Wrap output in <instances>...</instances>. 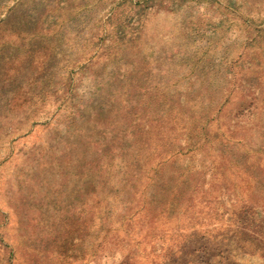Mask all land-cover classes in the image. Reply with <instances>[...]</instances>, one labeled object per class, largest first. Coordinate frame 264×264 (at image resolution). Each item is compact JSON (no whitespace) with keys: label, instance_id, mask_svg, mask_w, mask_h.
Returning a JSON list of instances; mask_svg holds the SVG:
<instances>
[{"label":"rangeland","instance_id":"374dc122","mask_svg":"<svg viewBox=\"0 0 264 264\" xmlns=\"http://www.w3.org/2000/svg\"><path fill=\"white\" fill-rule=\"evenodd\" d=\"M77 142L111 225L25 243L18 167ZM0 264H264V0H0Z\"/></svg>","mask_w":264,"mask_h":264},{"label":"crops","instance_id":"0c3cea01","mask_svg":"<svg viewBox=\"0 0 264 264\" xmlns=\"http://www.w3.org/2000/svg\"><path fill=\"white\" fill-rule=\"evenodd\" d=\"M68 146L70 147L56 152L54 145L49 144L42 149L44 155L41 162L35 160L32 165L18 167L30 173L29 179L26 180L29 190L20 189L21 186L25 188V181L21 182L19 179L15 182V191L13 183L9 187V196L14 205L11 210L15 211L16 218L19 219L17 226L19 231L21 227V236L25 243H36L37 241V238H33L31 230L32 226H37L36 219L44 220L45 226H50L49 220H52L55 222L52 223L53 226L69 227L72 230L80 226V219L86 218L92 221V226L96 231L99 213L104 217L102 226L111 225L105 220L107 213L108 216L111 214L110 205L109 209L104 208L101 211V206L97 204L96 147L94 146L93 149L94 165L91 170L90 166L82 160L86 156H84V150L80 149L79 142ZM39 150L34 149L31 155L38 156L37 151ZM111 191L112 182L109 184L108 194H111ZM105 193L107 194L106 190ZM108 202L111 204L110 196ZM80 237L82 236L79 231L72 230L69 233L66 232L64 237H53L47 241L72 244Z\"/></svg>","mask_w":264,"mask_h":264},{"label":"trees","instance_id":"16d2710c","mask_svg":"<svg viewBox=\"0 0 264 264\" xmlns=\"http://www.w3.org/2000/svg\"><path fill=\"white\" fill-rule=\"evenodd\" d=\"M111 146V145H109ZM123 146V148H122ZM96 147V152H97V170H96V180H97V186H98V196H97V204L98 206H101V211H103L104 208H108L109 207V202H108V198L107 194L105 193V190L108 188L109 189V184L111 183L112 180V175H113V162L111 160V158H113V153H111V151L109 152V157H110V161L108 163V165H106L105 163V167H102L101 164H99V157L101 156L98 152L97 146ZM105 147V146H102ZM121 149L125 150L124 154L125 156L127 155V143H125L124 145H121ZM99 150L103 151L106 149H102L99 148ZM122 150L120 152V155H122ZM112 189H113V183H112ZM107 191V190H106ZM99 214V213H98ZM104 223V220H102V222L98 223L97 227L99 226V228H102ZM98 229V228H97Z\"/></svg>","mask_w":264,"mask_h":264}]
</instances>
